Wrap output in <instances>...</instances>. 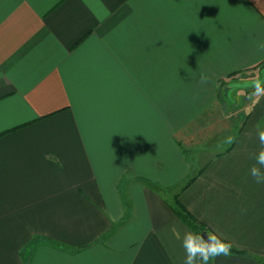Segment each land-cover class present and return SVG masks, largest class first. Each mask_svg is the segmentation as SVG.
Masks as SVG:
<instances>
[{"label": "crops", "instance_id": "obj_1", "mask_svg": "<svg viewBox=\"0 0 264 264\" xmlns=\"http://www.w3.org/2000/svg\"><path fill=\"white\" fill-rule=\"evenodd\" d=\"M263 64L264 0H0V264H184L176 196L264 264V90L215 117Z\"/></svg>", "mask_w": 264, "mask_h": 264}, {"label": "rangeland", "instance_id": "obj_2", "mask_svg": "<svg viewBox=\"0 0 264 264\" xmlns=\"http://www.w3.org/2000/svg\"><path fill=\"white\" fill-rule=\"evenodd\" d=\"M257 83L264 89V64L247 72L237 73L233 77L227 78V80L221 82L219 85V108L217 109L218 113L215 117L218 118L223 114L228 117L232 123L234 137L238 135L242 127L252 97L258 93L255 87ZM210 118L211 117L208 115L205 121H208ZM201 127L202 126H196L187 129L186 132L182 134V138L186 139L184 140V146L189 150L187 152L188 155H195L193 149L200 147L205 149V145H209L208 140L204 137H201L202 139L199 144H197V142L195 146L193 144L194 136H207L203 133L200 135L199 130ZM195 138L197 139V137Z\"/></svg>", "mask_w": 264, "mask_h": 264}, {"label": "clouds", "instance_id": "obj_3", "mask_svg": "<svg viewBox=\"0 0 264 264\" xmlns=\"http://www.w3.org/2000/svg\"><path fill=\"white\" fill-rule=\"evenodd\" d=\"M255 87L258 93L264 90L259 83ZM260 139L264 142V133L260 134ZM258 159L264 163V152H261ZM252 175L256 178L257 184L264 183V174L260 173L259 169L253 168ZM182 246L186 252L184 264H195L197 259L202 260L203 264H210L213 258L220 255L228 256L231 250V243L217 235L209 234L205 240L201 235H193L191 232L184 235Z\"/></svg>", "mask_w": 264, "mask_h": 264}, {"label": "trees", "instance_id": "obj_4", "mask_svg": "<svg viewBox=\"0 0 264 264\" xmlns=\"http://www.w3.org/2000/svg\"><path fill=\"white\" fill-rule=\"evenodd\" d=\"M236 74L229 76V78L233 77ZM193 180L190 181L192 183ZM189 183V184H190ZM172 210L176 217L185 224L189 229H191L196 235L199 234L202 236L203 233H208L209 230L206 226L201 224L198 220H196L178 201V197L176 196L173 200ZM234 252L232 249L230 250Z\"/></svg>", "mask_w": 264, "mask_h": 264}, {"label": "water", "instance_id": "obj_5", "mask_svg": "<svg viewBox=\"0 0 264 264\" xmlns=\"http://www.w3.org/2000/svg\"><path fill=\"white\" fill-rule=\"evenodd\" d=\"M208 235H209L208 233H203V234H202V237H203L205 240H207V239H208Z\"/></svg>", "mask_w": 264, "mask_h": 264}]
</instances>
